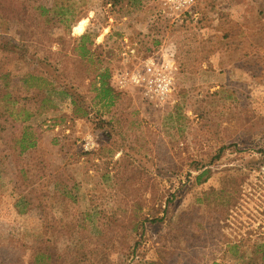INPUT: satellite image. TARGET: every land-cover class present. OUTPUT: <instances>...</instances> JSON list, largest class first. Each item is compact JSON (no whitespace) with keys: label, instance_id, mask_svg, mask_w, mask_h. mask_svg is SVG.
Masks as SVG:
<instances>
[{"label":"rangeland","instance_id":"obj_1","mask_svg":"<svg viewBox=\"0 0 264 264\" xmlns=\"http://www.w3.org/2000/svg\"><path fill=\"white\" fill-rule=\"evenodd\" d=\"M262 149L264 0H0V264H264Z\"/></svg>","mask_w":264,"mask_h":264},{"label":"built area","instance_id":"obj_2","mask_svg":"<svg viewBox=\"0 0 264 264\" xmlns=\"http://www.w3.org/2000/svg\"><path fill=\"white\" fill-rule=\"evenodd\" d=\"M174 64L172 53L141 59L130 71L118 72L115 84L120 89L135 88L155 104L164 103L173 89Z\"/></svg>","mask_w":264,"mask_h":264},{"label":"trees","instance_id":"obj_3","mask_svg":"<svg viewBox=\"0 0 264 264\" xmlns=\"http://www.w3.org/2000/svg\"><path fill=\"white\" fill-rule=\"evenodd\" d=\"M65 13H66V11H63V13L61 12L59 14H62V16H63V14H65ZM82 13H83V11H79V13H77L76 16H78V17L82 16L83 15ZM62 18H65V17H62ZM85 24H86V20L85 19H81L80 21H78V23H76L73 26V29H72L73 32L76 33V34L82 33V31L84 30ZM80 50H81L80 55L82 57L86 56L87 54L90 55V50L88 48H85L83 45L80 46ZM104 77H105V75H103V74L99 75V88H100L99 91H100L101 94H103L105 96H108V99H111L112 95L110 93V88L104 85L105 84L104 83V79H103ZM33 145H34V143L31 142V141L29 143H27V145L22 144L23 149H25L27 147H31ZM260 152H261V159H264V150L262 149ZM196 168L200 170V172L195 176V180L197 182H200L203 177H204L203 178L204 180L206 178H208L209 169H207L205 166L204 167H200L201 169L198 168V167H196ZM153 220L154 221H159L158 218L157 219L155 218ZM261 258L264 260V249L261 251Z\"/></svg>","mask_w":264,"mask_h":264}]
</instances>
